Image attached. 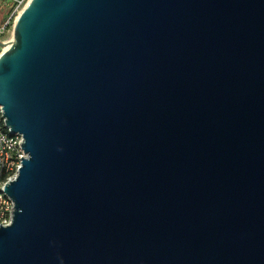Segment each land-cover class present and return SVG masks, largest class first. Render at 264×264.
<instances>
[{
    "label": "water",
    "instance_id": "95a60500",
    "mask_svg": "<svg viewBox=\"0 0 264 264\" xmlns=\"http://www.w3.org/2000/svg\"><path fill=\"white\" fill-rule=\"evenodd\" d=\"M0 106V264H264V0H29Z\"/></svg>",
    "mask_w": 264,
    "mask_h": 264
},
{
    "label": "built area",
    "instance_id": "2783aa9c",
    "mask_svg": "<svg viewBox=\"0 0 264 264\" xmlns=\"http://www.w3.org/2000/svg\"><path fill=\"white\" fill-rule=\"evenodd\" d=\"M28 1L3 0L4 3H10L11 13L0 24V54L8 48L9 36L13 32L15 22L20 15L19 11L25 7ZM2 115L3 111L0 106V225H7L11 222L14 204L5 193L4 185L16 176L22 159L27 155L21 145L23 143L22 135L18 132H12L5 124V118Z\"/></svg>",
    "mask_w": 264,
    "mask_h": 264
},
{
    "label": "rangeland",
    "instance_id": "374dc122",
    "mask_svg": "<svg viewBox=\"0 0 264 264\" xmlns=\"http://www.w3.org/2000/svg\"><path fill=\"white\" fill-rule=\"evenodd\" d=\"M9 4L10 3H4L3 0H0V24L2 20L11 13Z\"/></svg>",
    "mask_w": 264,
    "mask_h": 264
},
{
    "label": "bare ground",
    "instance_id": "6f19581e",
    "mask_svg": "<svg viewBox=\"0 0 264 264\" xmlns=\"http://www.w3.org/2000/svg\"><path fill=\"white\" fill-rule=\"evenodd\" d=\"M22 10H23V9H21V10L19 11V14L21 13ZM12 37H13V32L10 33V36H9L10 40H9V41L12 40ZM7 46H8V45H7Z\"/></svg>",
    "mask_w": 264,
    "mask_h": 264
}]
</instances>
